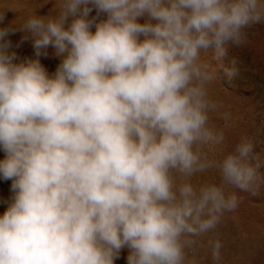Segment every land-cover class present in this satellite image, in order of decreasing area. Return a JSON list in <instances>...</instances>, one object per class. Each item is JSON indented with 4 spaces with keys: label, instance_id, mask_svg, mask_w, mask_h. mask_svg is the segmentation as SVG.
I'll return each instance as SVG.
<instances>
[{
    "label": "clouds",
    "instance_id": "1",
    "mask_svg": "<svg viewBox=\"0 0 264 264\" xmlns=\"http://www.w3.org/2000/svg\"><path fill=\"white\" fill-rule=\"evenodd\" d=\"M262 22L264 0H55L0 27V264H220L229 189L255 194L258 165L247 135L224 153L210 88Z\"/></svg>",
    "mask_w": 264,
    "mask_h": 264
},
{
    "label": "rangeland",
    "instance_id": "2",
    "mask_svg": "<svg viewBox=\"0 0 264 264\" xmlns=\"http://www.w3.org/2000/svg\"><path fill=\"white\" fill-rule=\"evenodd\" d=\"M55 0H0V12H5V19L0 27L8 26L12 21L17 24L27 15L35 13L47 15L52 10ZM94 30V29H93ZM247 42L240 47H229L222 63L231 67L235 61L238 74L231 80L223 77L218 69V79L210 88V95L221 107L211 113L210 118L217 128L225 133L224 153L232 151L241 135H247L254 143L256 159L251 163L257 168L255 194L229 189L239 197L237 208L226 213L214 233L223 247L220 264H264V22L248 29ZM22 32L10 35L13 49L20 58L33 57L30 41L21 43ZM19 44V47L17 45ZM204 58L214 67L217 62L211 60V54ZM60 59L54 55V49H48V57H41V63L51 74ZM224 113L229 114L226 120ZM213 152L215 149L212 150ZM4 153L0 151V159ZM200 179L219 182L217 173L203 174ZM11 181L0 180V199L10 195ZM5 206L0 204V215ZM128 250H121L115 264H127ZM201 264H213L206 247L200 249Z\"/></svg>",
    "mask_w": 264,
    "mask_h": 264
},
{
    "label": "crops",
    "instance_id": "3",
    "mask_svg": "<svg viewBox=\"0 0 264 264\" xmlns=\"http://www.w3.org/2000/svg\"><path fill=\"white\" fill-rule=\"evenodd\" d=\"M95 15H96V11L95 9H93V11L90 13V16H95ZM103 18H106V17H103ZM140 22L143 23L144 22L143 19H141Z\"/></svg>",
    "mask_w": 264,
    "mask_h": 264
}]
</instances>
